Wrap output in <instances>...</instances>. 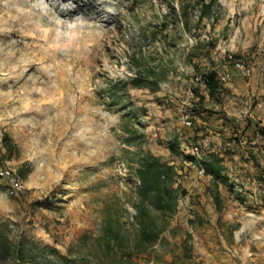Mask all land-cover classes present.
<instances>
[{
    "label": "rangeland",
    "instance_id": "1",
    "mask_svg": "<svg viewBox=\"0 0 264 264\" xmlns=\"http://www.w3.org/2000/svg\"><path fill=\"white\" fill-rule=\"evenodd\" d=\"M171 4L177 0H0V150L26 182L10 196L0 179V264H65L62 255L109 264L102 229L111 219L123 233L133 229L140 148L173 162L184 192L161 255L182 245L199 261L191 229L207 222L224 229L218 243L238 264L264 259V138L244 132L250 120L264 127V0H219L213 22L197 25L191 14L188 27ZM229 55L253 73L232 69ZM226 67L232 80L211 96L200 77ZM148 68L164 76L156 91L129 86L127 105L108 94ZM198 95L210 110L188 128L183 114ZM190 132L207 153L225 155L240 181L234 190L219 184L221 208L210 199L212 177L200 176L183 150Z\"/></svg>",
    "mask_w": 264,
    "mask_h": 264
},
{
    "label": "trees",
    "instance_id": "2",
    "mask_svg": "<svg viewBox=\"0 0 264 264\" xmlns=\"http://www.w3.org/2000/svg\"><path fill=\"white\" fill-rule=\"evenodd\" d=\"M218 6L219 0H177V5H170L177 19L182 21L187 27L191 14L197 15V25L206 26L207 23L213 22L217 18ZM206 19L208 22L205 21ZM202 28L198 29L197 34ZM202 77L211 96H215L222 90L218 70L207 71L202 74ZM163 79L164 76L157 72L155 68L144 69L123 82V91L111 88L108 90V94L114 99H121L125 105L131 104V95L127 91L129 86L147 87L152 91H156ZM198 97L191 109L190 117L192 120H194L195 115H201L210 110L206 106L205 96L198 95ZM223 116L229 119L226 113ZM138 117L139 114L137 112L132 115V118L137 119ZM231 121L234 122V127L239 129L240 122L236 119H231ZM191 126H188V128ZM197 131L195 133H198ZM244 132L264 138V127H260L252 120L247 122ZM134 134L142 136L138 129H134ZM198 138L197 135L192 136L190 132L186 140L194 141V139ZM4 139L7 140V137ZM237 139L238 136L236 137ZM170 148L172 152H177L175 141L170 143ZM254 158H257L256 154H254ZM136 163L138 184L135 189L133 203L135 208L134 222L132 223L133 229L129 230L128 233H123V224L120 219H111L104 223L102 229L105 236L103 245L105 254L112 257L109 264H142V262L147 264H202L200 261L194 260L189 247L186 246L184 247L181 261L177 256L172 261H169L158 251V247L166 239L165 233L170 228L169 218L176 212L178 199L184 193L180 190L181 186H176L177 171L175 165L168 160H164L151 150L143 148L138 151ZM204 163L207 173L212 177L214 184L211 194L218 208H221L222 199L219 184L223 183L230 190H234L240 181L237 177L230 174L226 157L220 151H209L204 157ZM62 258L65 264H72V259L69 256L62 255Z\"/></svg>",
    "mask_w": 264,
    "mask_h": 264
},
{
    "label": "built area",
    "instance_id": "3",
    "mask_svg": "<svg viewBox=\"0 0 264 264\" xmlns=\"http://www.w3.org/2000/svg\"><path fill=\"white\" fill-rule=\"evenodd\" d=\"M229 58H230V62H232L234 66L232 67V69L237 70L239 73H241L244 76H249L253 73L254 71L253 67L246 64L241 59H233V55H229ZM232 69L226 67L224 70H218V77L221 83H227L230 80H232L234 76V72L232 71ZM200 79H201V83L206 87L203 77H200ZM183 122L184 124H186V126H191L193 124L189 113L183 114ZM184 146L185 147L183 148V150L186 153H190L193 156V158L198 160L194 164V167H196L198 174L200 176L209 175L207 173L206 166L204 163V157L207 154V152L204 150L202 145L194 141L185 140ZM171 163L173 164V162ZM187 177H188L187 173L182 172L180 176V182H182ZM0 179L5 182L6 192L10 196H17L26 190V182L22 173L19 171V169L14 167L9 160L3 157L1 150H0Z\"/></svg>",
    "mask_w": 264,
    "mask_h": 264
},
{
    "label": "crops",
    "instance_id": "4",
    "mask_svg": "<svg viewBox=\"0 0 264 264\" xmlns=\"http://www.w3.org/2000/svg\"><path fill=\"white\" fill-rule=\"evenodd\" d=\"M210 199L213 200V196H210ZM207 210V209H206ZM197 212V216H201L206 214L205 209H197L194 210V213ZM192 217V216H191ZM224 229L219 228L215 224H209L207 222H202L201 224L195 225V231L192 228L191 231L194 232L195 241H196V249L195 254L196 258L202 264H238V262L229 256L223 251V247L221 246L218 239V231L221 232ZM220 238L223 246H225L226 241L223 239V234L220 233ZM185 238V235H184ZM185 245V244H184ZM184 246H180V252L172 251L166 254V259L172 261L174 257L183 258V250ZM232 250V248H229ZM236 251V249H235ZM252 264V263H248ZM255 264H264V259H261Z\"/></svg>",
    "mask_w": 264,
    "mask_h": 264
}]
</instances>
